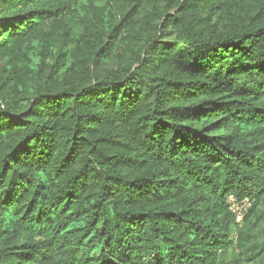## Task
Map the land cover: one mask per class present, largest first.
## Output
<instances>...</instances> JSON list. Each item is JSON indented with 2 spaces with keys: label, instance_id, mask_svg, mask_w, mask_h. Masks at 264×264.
<instances>
[{
  "label": "trees",
  "instance_id": "obj_1",
  "mask_svg": "<svg viewBox=\"0 0 264 264\" xmlns=\"http://www.w3.org/2000/svg\"><path fill=\"white\" fill-rule=\"evenodd\" d=\"M0 264H264V0H0Z\"/></svg>",
  "mask_w": 264,
  "mask_h": 264
},
{
  "label": "built area",
  "instance_id": "obj_2",
  "mask_svg": "<svg viewBox=\"0 0 264 264\" xmlns=\"http://www.w3.org/2000/svg\"><path fill=\"white\" fill-rule=\"evenodd\" d=\"M228 204H229V209L236 215L237 221L240 220L243 211L246 210L247 207H249L250 203L247 200H243L241 202H237L235 197L230 195L228 197Z\"/></svg>",
  "mask_w": 264,
  "mask_h": 264
}]
</instances>
